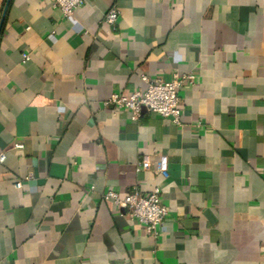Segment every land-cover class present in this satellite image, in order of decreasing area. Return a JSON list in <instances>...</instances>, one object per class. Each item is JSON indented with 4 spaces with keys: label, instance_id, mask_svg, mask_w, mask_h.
<instances>
[{
    "label": "crops",
    "instance_id": "crops-1",
    "mask_svg": "<svg viewBox=\"0 0 264 264\" xmlns=\"http://www.w3.org/2000/svg\"><path fill=\"white\" fill-rule=\"evenodd\" d=\"M174 72L180 125L104 105ZM1 152L0 264H264V0H9ZM134 186L160 189L157 239L103 197Z\"/></svg>",
    "mask_w": 264,
    "mask_h": 264
},
{
    "label": "built area",
    "instance_id": "built-area-1",
    "mask_svg": "<svg viewBox=\"0 0 264 264\" xmlns=\"http://www.w3.org/2000/svg\"><path fill=\"white\" fill-rule=\"evenodd\" d=\"M86 0H50L51 6L58 9L66 19L73 17L75 9L80 7ZM119 10L116 5H110L105 11L101 23L115 29ZM28 59L27 54L22 55V61ZM145 87L142 90L131 91L128 95L118 93L111 94L104 105H113L116 110L125 109L130 113V119L137 121L143 114H157L168 118L173 124L180 125V98L178 90L186 85L194 83L193 73L174 72L169 80L159 78L151 79L146 75H140ZM20 149L21 144L13 145ZM5 159V153H0V163ZM154 168L163 177L167 176V159L159 155L154 163L147 156H143L136 164V170H149ZM28 175L26 178H29ZM21 183L17 181L15 187L19 188ZM103 197L113 201L124 215L140 223L146 232L154 239L161 233V224L167 214V209L160 199L159 187H154L147 193H142L138 187H132L123 197L114 191H106Z\"/></svg>",
    "mask_w": 264,
    "mask_h": 264
},
{
    "label": "water",
    "instance_id": "water-1",
    "mask_svg": "<svg viewBox=\"0 0 264 264\" xmlns=\"http://www.w3.org/2000/svg\"><path fill=\"white\" fill-rule=\"evenodd\" d=\"M8 2H9V0L6 1L5 6H4V9H3V12H2V16H1L0 26H1V23H2V20H3V17L5 15V12H6V9H7V6H8Z\"/></svg>",
    "mask_w": 264,
    "mask_h": 264
}]
</instances>
